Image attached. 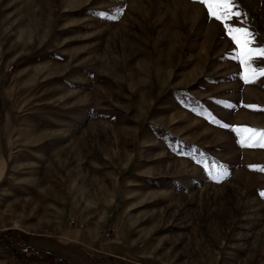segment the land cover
Returning <instances> with one entry per match:
<instances>
[{
    "label": "rangeland",
    "instance_id": "1",
    "mask_svg": "<svg viewBox=\"0 0 264 264\" xmlns=\"http://www.w3.org/2000/svg\"><path fill=\"white\" fill-rule=\"evenodd\" d=\"M236 11L0 0V238L73 264H264V146L233 130H264V76L225 29L264 48V0ZM0 264L23 263L0 245Z\"/></svg>",
    "mask_w": 264,
    "mask_h": 264
},
{
    "label": "snow or ice",
    "instance_id": "2",
    "mask_svg": "<svg viewBox=\"0 0 264 264\" xmlns=\"http://www.w3.org/2000/svg\"><path fill=\"white\" fill-rule=\"evenodd\" d=\"M198 2L204 4L207 7L210 17L215 18L216 20H219L221 22L230 19L233 15L235 17H240L242 15L238 11L233 12L235 0H198ZM119 14H121V12L117 10V14L112 16L111 18L117 19ZM101 15L106 14L102 13ZM225 29L232 41L236 43V45L240 48L238 58L241 65L247 68V74L242 77L245 82H249L256 75L264 76V70L257 71L256 69H252L250 66V62L253 57L264 58V48L253 49L249 47V45L252 43V33H250L247 29L231 28L227 24H225ZM224 127L229 126L224 125ZM233 130L242 133H248L247 136H244L241 140L238 141L242 146L250 144H259L260 146H264V130H256L250 128ZM261 196L264 197V192L261 193Z\"/></svg>",
    "mask_w": 264,
    "mask_h": 264
},
{
    "label": "trees",
    "instance_id": "3",
    "mask_svg": "<svg viewBox=\"0 0 264 264\" xmlns=\"http://www.w3.org/2000/svg\"><path fill=\"white\" fill-rule=\"evenodd\" d=\"M0 245L9 246L13 250L15 257L23 264H29L31 257H33L36 261H39L41 264H73L66 259L58 257L52 251L28 245L20 239L13 240L9 236H5L4 238L1 237Z\"/></svg>",
    "mask_w": 264,
    "mask_h": 264
}]
</instances>
